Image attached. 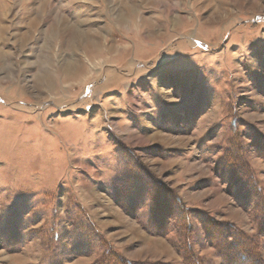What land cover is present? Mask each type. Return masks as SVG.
<instances>
[{
	"label": "rangeland",
	"instance_id": "1",
	"mask_svg": "<svg viewBox=\"0 0 264 264\" xmlns=\"http://www.w3.org/2000/svg\"><path fill=\"white\" fill-rule=\"evenodd\" d=\"M0 264H264V0H0Z\"/></svg>",
	"mask_w": 264,
	"mask_h": 264
},
{
	"label": "trees",
	"instance_id": "2",
	"mask_svg": "<svg viewBox=\"0 0 264 264\" xmlns=\"http://www.w3.org/2000/svg\"><path fill=\"white\" fill-rule=\"evenodd\" d=\"M216 239L218 240V236L216 237ZM238 249H240L241 252H244L243 249H245V248H244V246H240V245H239V248H238ZM243 254H244V253H243ZM188 258L190 259V262H194V263H195V262L197 261V259L194 257V255H193L192 253H190V254L188 255ZM197 262H198V261H197Z\"/></svg>",
	"mask_w": 264,
	"mask_h": 264
}]
</instances>
